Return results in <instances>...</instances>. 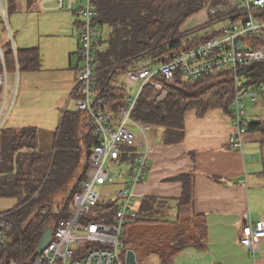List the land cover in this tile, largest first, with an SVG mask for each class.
Instances as JSON below:
<instances>
[{"label":"trees","instance_id":"trees-1","mask_svg":"<svg viewBox=\"0 0 264 264\" xmlns=\"http://www.w3.org/2000/svg\"><path fill=\"white\" fill-rule=\"evenodd\" d=\"M6 2L8 8L7 11L4 9L5 17L6 13L12 12L16 6L15 0ZM217 5H230V2L98 0V39L103 48L96 53L95 85L103 92L107 107L117 118L120 117L118 108L124 105L129 91L120 77L127 68L138 61L137 56L142 54L144 60L159 63L182 52L188 45L182 42L180 25L190 14L202 7ZM228 11L234 12L231 7ZM220 16L216 13L213 18ZM0 19L4 23L3 16ZM104 26L110 29L107 35L102 36L101 30ZM255 42L263 43L264 38H257ZM0 49L8 74L19 68L34 70L39 65L37 49L16 48L12 36L4 43L0 41ZM77 56L80 62V50L77 51ZM76 68L79 70L80 65ZM243 75L248 83L262 86L260 99L264 110V60L250 63ZM215 86H219V91L212 95V103H204L202 96ZM233 89V77L229 72H218L190 82L184 81L177 74L174 82L170 84V91L165 100L155 102L148 98L145 90L137 99L130 116L150 126H162L164 141L177 142L184 135V115L188 109L204 110L213 105H220L222 98L226 96L228 103L222 107L228 112ZM245 132L257 135L263 155L260 176L264 179V116L249 120ZM53 137L52 147L43 149L39 147L35 126L0 130V199L14 201L12 206L0 211L7 213L11 222L9 242L3 248L2 254L3 259H13L15 264H27L34 256L43 230L47 226L54 228L59 220L71 215L74 195L80 190V183L90 174V153L97 137L87 121L85 112L78 109L62 110ZM133 155L132 148H125L121 161H130ZM80 165L81 173L76 175ZM177 179L183 182V190L181 196L176 199L175 220L159 216L165 207L154 197L145 198L136 210V216L131 219L135 224H159L160 237L154 236L155 248L151 253L158 255L160 264H168L172 257L186 246L202 247L206 237L203 215L193 210V180L189 174L178 175ZM70 180H73V183L62 208L53 209V204L57 202L55 197L67 189ZM115 211L114 198L101 200L93 207L90 219L110 223Z\"/></svg>","mask_w":264,"mask_h":264},{"label":"built area","instance_id":"built-area-1","mask_svg":"<svg viewBox=\"0 0 264 264\" xmlns=\"http://www.w3.org/2000/svg\"><path fill=\"white\" fill-rule=\"evenodd\" d=\"M53 1L54 8L76 14L80 68L72 97L76 99V109L85 112L97 142L90 153V174L80 183V190L74 195L71 215L55 224L49 242L27 264H123L121 255L127 251L123 228L136 216L133 209L134 186L145 179L149 166L147 131L150 125L130 116L137 99L148 90L149 99L155 102L165 100L177 74L190 82L218 72H229L234 89L228 106L231 121L228 141L232 148L240 149L249 122L246 102H256L263 88L243 82L239 78L242 74L237 73L254 61L264 60V42L255 44L257 38H264V0H238V9L222 17L224 25L220 31L188 45L163 62L153 63L144 60L142 54L138 55V61L123 73V81L130 89L124 105L118 108L119 118L107 107L103 92L95 85L96 53L103 48L98 39V0ZM113 80L114 77L111 78ZM128 84L135 86L134 96H131L133 87ZM0 88H3L0 92L1 130L10 107L6 109L7 71L1 49ZM128 124L136 127L139 136L127 127ZM125 148H132L134 155L132 160H125L128 163L126 184L114 192L116 211L112 221L92 220V209L101 201L95 187L114 182L109 164L125 162L121 161ZM10 228L7 213H0V264H15L13 259H3L2 254L9 242ZM238 240L246 251L257 253L264 240V220L246 218L239 230Z\"/></svg>","mask_w":264,"mask_h":264},{"label":"crops","instance_id":"crops-1","mask_svg":"<svg viewBox=\"0 0 264 264\" xmlns=\"http://www.w3.org/2000/svg\"><path fill=\"white\" fill-rule=\"evenodd\" d=\"M15 1L16 6L12 12L20 8L21 0ZM25 1L26 7L30 9L37 8L38 4L49 0ZM229 2L230 5H217L210 8L204 6L190 14L179 28L182 42L189 45L208 37L209 35L200 36L199 30L217 21L223 23L212 34L220 31L224 25L221 17L229 14L230 7L233 11L238 9V0H229ZM213 9L216 10L215 13L212 12ZM71 13L75 17L73 24L76 30H73L72 34L76 36L78 51L79 27L76 14L74 11ZM216 13L221 16L213 18ZM109 29L108 26L102 27V36L107 35ZM10 33L9 31V35ZM17 48H36L40 60L34 70L19 68L13 72L15 86L17 77L22 73H28L31 81H37L38 78L33 76L41 69V56L43 58L38 46L20 40ZM78 64L80 65L77 63L73 67L70 64L71 69L76 71V74H73V80L71 79L72 82L76 80ZM73 88L74 86L71 88L70 97H72ZM246 107L249 120L257 117L252 104L247 102ZM230 122L227 110L221 105H213L204 110L190 108L184 115L182 139L168 143L164 141L162 126H149L150 135L147 134L150 144L149 166L145 179L134 186L133 209L138 210L145 198L154 197L165 207L161 213L167 214L168 217L165 216L167 219L175 220L176 199L181 196L183 190V182L178 180L177 176L189 174L193 180V210L203 215L206 228L202 247L186 246L180 249L168 264H264V240L255 254L246 251L238 240L239 230L246 218L251 221L264 220V179L260 176L262 149L257 141L256 133L253 132L243 134L240 149L232 148L228 141ZM29 125L31 124L25 126ZM25 126H5L2 129H20ZM54 133L49 136L48 148L43 149L52 147ZM134 133L139 136L138 131ZM121 163L126 164L127 168L119 174L117 180L114 179L113 183L117 185V188L126 184L125 172L128 169V163L125 161L119 164ZM101 200L106 201L102 199V196ZM157 259L160 264L159 257Z\"/></svg>","mask_w":264,"mask_h":264},{"label":"rangeland","instance_id":"rangeland-1","mask_svg":"<svg viewBox=\"0 0 264 264\" xmlns=\"http://www.w3.org/2000/svg\"><path fill=\"white\" fill-rule=\"evenodd\" d=\"M3 2L0 0V14H2L4 19V23L1 20L2 18L0 19L2 21L0 22L1 43H4L9 38L10 31L16 48L20 40H25L30 45L38 46L43 58L41 56V69L36 71L35 76H33L38 78L37 81H31L28 73H22L17 77L15 86L14 73L7 74L8 94L6 97V109L9 105L10 107L2 128L5 126L35 125L40 140L39 147L48 148L49 136L53 135L58 126L62 110L76 109V99L70 97V91L75 82V80L72 82L71 79L73 80V74H76V71L74 72L71 69L70 64L73 67L80 63L76 54V36L72 34V31L76 30L73 24L75 17L70 10L54 8L55 3L53 0L43 4L37 3L39 5L36 6L37 8L33 7L30 9L26 7V1L21 0L20 8L14 12H7L5 17L3 9L6 8L7 11L8 4L6 0H3ZM2 16L0 15V17ZM222 23V21H217L202 28L198 33L200 36L210 35ZM120 78L124 80L123 75ZM239 78L243 82H248L245 75ZM23 84L28 85L25 86ZM128 86L130 85L128 84ZM130 87H133L131 96H134L135 86ZM127 88L130 89L129 87ZM2 91L3 88H0V92ZM217 91H219V86H215L204 94L202 96L204 103L209 101L211 104L212 101L210 99ZM147 93L149 98L150 92L148 90ZM222 101L221 106L228 103L226 96L222 98ZM248 103L254 106L257 117L262 118L264 116L260 96H257L256 102L251 103L250 101ZM127 127L134 132L137 131L134 125L128 124ZM147 134L150 135V130L147 131ZM82 159L84 160L83 157ZM109 165L110 173L116 180L119 174L123 173L127 168L124 163H110ZM81 167L82 165L77 169L76 175L81 173ZM72 183L73 180H70L67 189L55 197V202H57L53 204V209L60 210L62 208ZM116 189L117 185L114 183H104L95 187L102 199L106 200L113 198ZM13 202L12 199H0V211L12 206ZM159 216L168 217L165 213H160ZM123 230L125 249L134 251L137 264H158V255H152L155 253H151L155 248L153 245L154 236L160 237L161 228L158 223L140 222L135 224L130 219ZM121 260L123 264H129L126 261V254L121 255Z\"/></svg>","mask_w":264,"mask_h":264},{"label":"water","instance_id":"water-1","mask_svg":"<svg viewBox=\"0 0 264 264\" xmlns=\"http://www.w3.org/2000/svg\"><path fill=\"white\" fill-rule=\"evenodd\" d=\"M247 67L241 69L238 71L237 74H243L245 72ZM51 232H52V226H47L41 235V238L38 241V244L36 246L34 254H38L42 251L44 246L49 242L50 237H51ZM126 261L129 264H137L136 262V256L133 250H127L126 252Z\"/></svg>","mask_w":264,"mask_h":264}]
</instances>
